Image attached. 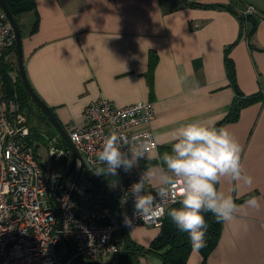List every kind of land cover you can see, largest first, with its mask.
Segmentation results:
<instances>
[{
	"label": "crops",
	"instance_id": "0c3cea01",
	"mask_svg": "<svg viewBox=\"0 0 264 264\" xmlns=\"http://www.w3.org/2000/svg\"><path fill=\"white\" fill-rule=\"evenodd\" d=\"M32 3V11L15 18L25 74L65 131L83 126L82 110L99 99L116 108L150 103L156 149L138 163L141 178L160 166L155 154L170 152L169 133L181 124L207 121L229 131L241 148L242 175L251 184L221 177L216 187L244 207L236 221L221 222L218 243L205 259L192 250L184 264H264V0ZM230 5L236 13L251 6L262 17L244 27ZM6 58L17 70L16 54ZM17 74L10 72L14 83ZM250 97L255 100L228 121L236 99ZM100 176L105 182L114 179ZM144 187L151 194L157 190L147 176ZM251 197L259 210L245 205ZM158 233L137 226L117 237L124 246L147 249ZM135 259L162 264L157 255L140 251Z\"/></svg>",
	"mask_w": 264,
	"mask_h": 264
},
{
	"label": "built area",
	"instance_id": "2783aa9c",
	"mask_svg": "<svg viewBox=\"0 0 264 264\" xmlns=\"http://www.w3.org/2000/svg\"><path fill=\"white\" fill-rule=\"evenodd\" d=\"M238 14L262 17L251 6H242ZM0 37V264H132L123 261L124 245L118 233L137 226L158 230L165 213L152 221L135 215L129 190L141 180L138 164L128 171L117 169V175L110 174L114 179L105 182L97 174L104 167L97 154L104 138L115 132L129 141L122 143V152L133 143L143 145L144 157L139 162L144 161L156 149L150 129L153 105L140 102L116 108L103 99L90 103L82 110L85 124L66 131L82 162L75 159L72 163L70 149L55 132L46 140L47 165L43 166L34 146V130L16 95L7 96L4 90L1 72L15 48V36L1 9ZM133 137L138 139L133 141ZM65 172L67 176L59 182ZM144 192L150 193L145 187ZM109 201L114 210L108 207ZM161 203L165 210L176 204L169 199ZM59 234L70 244L67 260Z\"/></svg>",
	"mask_w": 264,
	"mask_h": 264
},
{
	"label": "clouds",
	"instance_id": "9594fccd",
	"mask_svg": "<svg viewBox=\"0 0 264 264\" xmlns=\"http://www.w3.org/2000/svg\"><path fill=\"white\" fill-rule=\"evenodd\" d=\"M169 136L170 152L155 154L160 166L144 173L129 190L134 213L145 221L159 219L166 211L161 201L169 199L176 203L179 198L180 206L167 209V215L180 232L187 234L193 251L198 252L206 246L208 224L203 212H211L217 223H231L244 207L237 205L231 195L217 190L220 178L243 179L247 184H251V178L242 175L241 148L227 129L197 120L181 124ZM137 139L132 138L133 141ZM122 143L129 141L115 132L104 138L97 154L104 167L98 168L97 174L117 175V169L128 171L143 159V145L133 143L129 151L122 152ZM145 176L157 186L155 195L144 192ZM245 205L256 210L260 208L256 197L245 201ZM127 224L132 226L130 220Z\"/></svg>",
	"mask_w": 264,
	"mask_h": 264
},
{
	"label": "trees",
	"instance_id": "16d2710c",
	"mask_svg": "<svg viewBox=\"0 0 264 264\" xmlns=\"http://www.w3.org/2000/svg\"><path fill=\"white\" fill-rule=\"evenodd\" d=\"M8 11L10 12L11 16L15 20L19 15H22L24 13L30 12L34 8V4L32 3L33 0H4ZM228 10L232 11L233 14H235L239 19V21L245 25L247 23L254 24L256 22V18L253 16H247L246 18L240 16L238 13H236L230 6H228ZM16 21V20H15ZM17 23V22H16ZM243 27V28H244ZM19 28V27H18ZM36 28V24L33 25L32 30L34 31ZM12 53H15V48L11 50ZM226 68L228 71L231 72V63L228 59H226ZM15 70L17 74V70L15 66L11 68V65L9 63H6L3 65L2 68V79H3V85L4 90L7 96H11L13 94L16 95L18 104L20 107V110L22 109L26 102L31 101L27 93L25 92L20 78L18 74L16 75V83H13L12 79L10 78V72ZM255 100L254 97L245 98V99H236V102L233 104L232 111L230 112L229 116H227L228 121H235L237 119L236 116H238L239 109L249 103H252ZM43 115V114H42ZM43 117L46 119V117L43 115ZM35 132V131H34ZM179 202L176 204H173L170 207H179ZM108 207L114 210L113 205L108 202ZM169 207V208H170ZM168 208V209H169ZM205 217V220L208 224V229L206 233V246L198 251L203 259H205L212 251L215 246L218 243L219 235H220V226L221 223H217L215 216L211 212H203L202 213ZM163 223L162 227L159 230L158 235L156 238L150 242L151 244L147 249L137 248L131 246L128 242L125 243V246L123 248L122 255L124 262H131L134 264V261L132 262V257L137 252L142 253H150L157 255L162 264H184L188 255L193 250L188 236L186 233L180 232L175 224L171 221V218L167 215V210L165 212V216L163 217Z\"/></svg>",
	"mask_w": 264,
	"mask_h": 264
},
{
	"label": "water",
	"instance_id": "95a60500",
	"mask_svg": "<svg viewBox=\"0 0 264 264\" xmlns=\"http://www.w3.org/2000/svg\"><path fill=\"white\" fill-rule=\"evenodd\" d=\"M0 9L2 10L6 19L9 21V23L12 27L14 36H15V53H16V61H17V73H18V76L20 78L21 84H22L25 92L29 96L30 100L40 110V113H42L46 117V119L49 123L48 125H50L54 129V131L58 134V136H60V138L63 140V142L67 145V148L70 149V151L72 153V159H71L72 163L75 161V159L80 160L81 157L79 156L78 152L76 151V149L74 148V146L70 142L66 131L63 129V127L60 124H58L59 122L57 121L55 115L52 113L50 108H48L43 103V101L41 99H39V97L35 94V92L31 88V86L27 80L25 70H24V64H23L21 33H20V30L18 28L16 21L13 19L10 12L8 11V8H7L4 0H0ZM80 161L82 162V160H80ZM82 165L84 166L83 163H82ZM67 174L68 173L65 172V174H63L58 179V181L60 182L61 180H63L67 176ZM57 218H58V220L56 221L57 222V230L60 231L61 230V222H60L61 221V212L59 210H58ZM59 236L62 239V241L65 243V246H66V254H65V257H63V259L67 260L66 257H68L69 252H70V246H69L70 244L63 239L61 234H59ZM133 261H134V264H137L136 259L134 257H133ZM81 264H102V263L87 262V263H81Z\"/></svg>",
	"mask_w": 264,
	"mask_h": 264
},
{
	"label": "rangeland",
	"instance_id": "374dc122",
	"mask_svg": "<svg viewBox=\"0 0 264 264\" xmlns=\"http://www.w3.org/2000/svg\"><path fill=\"white\" fill-rule=\"evenodd\" d=\"M28 17V16H27ZM19 21H22V17H19ZM25 105L21 107V112L25 115L28 121V125L31 126V128L35 131L34 136V146H37L36 151L39 153L40 162L43 164V166L47 165V157L45 153V144L47 138L49 136H53L55 134L54 129L48 125V121L45 120L42 113H40V110L35 106V104L32 101L24 103ZM60 166L58 165L57 168ZM60 171V169H58Z\"/></svg>",
	"mask_w": 264,
	"mask_h": 264
}]
</instances>
